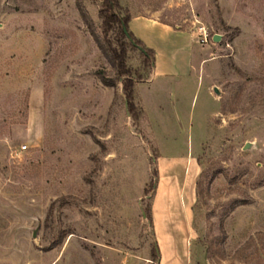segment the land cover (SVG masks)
Returning a JSON list of instances; mask_svg holds the SVG:
<instances>
[{
    "label": "rangeland",
    "instance_id": "obj_1",
    "mask_svg": "<svg viewBox=\"0 0 264 264\" xmlns=\"http://www.w3.org/2000/svg\"><path fill=\"white\" fill-rule=\"evenodd\" d=\"M120 4L180 30L128 21L132 112L77 0H0V264H264V0Z\"/></svg>",
    "mask_w": 264,
    "mask_h": 264
},
{
    "label": "trees",
    "instance_id": "obj_2",
    "mask_svg": "<svg viewBox=\"0 0 264 264\" xmlns=\"http://www.w3.org/2000/svg\"><path fill=\"white\" fill-rule=\"evenodd\" d=\"M77 6L83 16L84 21L89 25L90 31L95 37L98 47L103 55L107 58L108 62L114 68L117 77L123 79L124 94L127 99V105L130 112L134 109L133 105V84L134 80L131 77V69L127 65V50L129 46H140L142 62L144 65L151 63L154 60V52L151 48L145 46V44L138 38H136L131 31L128 30V21L130 20V13L127 8H123L120 4V0H101L98 9V15L100 19V29L102 33V39L97 37L90 20L84 10L80 0H77ZM127 29L125 34L123 28ZM114 30H118V36L115 39L116 44L112 42L110 38L111 33ZM101 82L106 86H113L112 79L107 78L103 74H99ZM152 184V183H151ZM154 186V185H153ZM152 186V187H153ZM151 219L150 214H147ZM54 245V243L52 244Z\"/></svg>",
    "mask_w": 264,
    "mask_h": 264
},
{
    "label": "crops",
    "instance_id": "obj_3",
    "mask_svg": "<svg viewBox=\"0 0 264 264\" xmlns=\"http://www.w3.org/2000/svg\"><path fill=\"white\" fill-rule=\"evenodd\" d=\"M140 16L141 15H133L132 17H130V20L137 19V20L143 21L147 25L154 26V27H158V28H160V29H162L164 31H168V32L169 31H180V30L173 29L171 26H169L167 24H163V23H159V22H154V23L147 22L145 19H142V17H140ZM136 38H138V37H136ZM138 39H140V38H138ZM140 40L145 44V42L142 39H140ZM145 46H147V45L145 44ZM147 47H149V46H147Z\"/></svg>",
    "mask_w": 264,
    "mask_h": 264
},
{
    "label": "built area",
    "instance_id": "obj_4",
    "mask_svg": "<svg viewBox=\"0 0 264 264\" xmlns=\"http://www.w3.org/2000/svg\"><path fill=\"white\" fill-rule=\"evenodd\" d=\"M198 38H197V42L200 43H205L208 40V33L206 31V29L204 27H198Z\"/></svg>",
    "mask_w": 264,
    "mask_h": 264
},
{
    "label": "water",
    "instance_id": "obj_5",
    "mask_svg": "<svg viewBox=\"0 0 264 264\" xmlns=\"http://www.w3.org/2000/svg\"><path fill=\"white\" fill-rule=\"evenodd\" d=\"M123 30H124L125 34H127V29L125 27L123 28ZM213 40L215 42L220 41L221 40V35L220 34H214L213 35ZM138 47L142 50V48L140 46H138Z\"/></svg>",
    "mask_w": 264,
    "mask_h": 264
}]
</instances>
